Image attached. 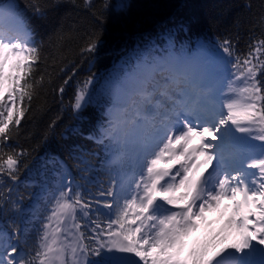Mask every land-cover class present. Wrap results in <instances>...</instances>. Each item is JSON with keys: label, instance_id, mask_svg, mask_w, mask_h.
<instances>
[{"label": "snow or ice", "instance_id": "obj_1", "mask_svg": "<svg viewBox=\"0 0 264 264\" xmlns=\"http://www.w3.org/2000/svg\"><path fill=\"white\" fill-rule=\"evenodd\" d=\"M31 7L45 15L38 2ZM98 42L92 38L81 52H95ZM218 47L232 58L223 89L197 71L196 57L172 48L116 73L102 122L87 134L71 126L62 135L89 184V157L103 151L108 182L97 197L105 199L86 192L56 158L51 206L35 240L25 241L21 255L13 229L8 239L17 243L0 241V264H255L256 254L264 264V38L241 55L229 40ZM41 48L14 0H0V188L18 179L25 153L2 149L43 85ZM91 82L77 87L71 104L81 119ZM0 200L9 196L0 191ZM201 229L208 235L193 239Z\"/></svg>", "mask_w": 264, "mask_h": 264}, {"label": "trees", "instance_id": "obj_2", "mask_svg": "<svg viewBox=\"0 0 264 264\" xmlns=\"http://www.w3.org/2000/svg\"><path fill=\"white\" fill-rule=\"evenodd\" d=\"M37 2L44 9L43 17L33 12L31 5ZM14 3L26 20L33 42L42 46L38 64L44 74L43 85L31 101L19 134L13 131L2 149L3 154L25 153L20 158L17 181H8L0 188L9 196L7 202L0 200V241L16 244V240L8 238L13 229H19L16 235L21 255L27 252L25 241L32 245L46 209L51 206L48 196L59 171L56 158L65 162L72 177L85 185L86 192L93 197L102 190L101 184L107 185L108 175L101 169L103 151L97 149L98 156L89 157L95 169L89 184L68 158L66 145L71 141L62 139V135L71 126L87 134L102 122L104 93L116 73L131 71L144 56H158L172 48L187 56L206 53L218 58L229 77L232 58L219 49L221 42L231 41L235 56L247 53L249 44L264 38V0H87V3L14 0ZM95 37L99 38L96 51L82 53L81 48ZM90 77L92 82L87 89L90 103L81 119L74 115L71 104L77 87ZM61 86L63 92L59 91ZM74 139L92 147L82 137Z\"/></svg>", "mask_w": 264, "mask_h": 264}, {"label": "rangeland", "instance_id": "obj_3", "mask_svg": "<svg viewBox=\"0 0 264 264\" xmlns=\"http://www.w3.org/2000/svg\"><path fill=\"white\" fill-rule=\"evenodd\" d=\"M197 61L198 62H202V60L201 59H198V58H197ZM215 63L216 62H213V63H209L208 62V66L211 67V68H213V67L216 68V64ZM208 66H207V68L209 69ZM210 71L213 73V71H215V70L213 68ZM215 73L216 72H214L213 74H215ZM219 73L222 74V71L220 70ZM225 84H226V82L222 84L221 89H223L225 87ZM208 219H209V221H212L213 222V228H219V224L216 223V215L215 214H209ZM207 235H208V233L204 229H201L199 233L194 234L193 239H195L196 237H199L200 239H204ZM253 260L255 261V264H259V262H260V260H259V258H257V256H254L253 257Z\"/></svg>", "mask_w": 264, "mask_h": 264}, {"label": "bare ground", "instance_id": "obj_4", "mask_svg": "<svg viewBox=\"0 0 264 264\" xmlns=\"http://www.w3.org/2000/svg\"><path fill=\"white\" fill-rule=\"evenodd\" d=\"M107 1V0H106ZM109 1V0H108ZM201 57V56H197ZM202 62H198V65L200 66V70L202 71L203 75L206 71H208L209 69L207 68L206 63L204 62V60L201 58ZM215 76V75H214ZM213 75L210 76V78L214 77Z\"/></svg>", "mask_w": 264, "mask_h": 264}]
</instances>
